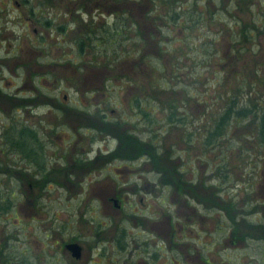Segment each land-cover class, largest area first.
<instances>
[{"label":"flooded vegetation","instance_id":"1","mask_svg":"<svg viewBox=\"0 0 264 264\" xmlns=\"http://www.w3.org/2000/svg\"><path fill=\"white\" fill-rule=\"evenodd\" d=\"M95 6L82 7V14L92 8L96 11ZM150 8L154 9L127 0L122 12L136 41L156 44L155 30L166 23L159 21L161 11H144ZM81 17L80 22H86ZM10 99L17 100L14 95ZM140 100L135 95L123 103L126 109H136L137 121L129 125L107 117L101 108L92 114L52 102V109H69L74 114L67 118L70 133L58 134V144L52 141L54 133L43 137L42 121L11 119L0 149L7 155L5 161L0 160V175L7 174L10 180L9 197L0 189V215L12 221L13 229H0L4 233L0 264H226V249L233 252V264H264V160L258 167L260 155L255 151L245 154L238 146L225 150L223 134L216 144L202 142L201 156H194L186 167L183 156L172 158L170 149L160 151L155 138L148 144L149 138L144 142L139 137L138 131H144L138 126L144 124L139 114L145 112ZM31 103V97H24L20 105L31 108ZM186 119L176 117L172 125ZM82 130L91 133L81 134ZM95 137L109 139L114 146L104 152L91 149ZM250 139L264 144L257 134ZM231 152L238 161L228 164ZM159 162L169 164L162 167ZM103 170L100 180L92 178ZM146 170L157 177L146 181ZM255 182L263 186L258 188ZM50 186L79 196L75 214L67 212L66 216L42 203L41 192ZM160 186L168 189L169 196L161 197ZM67 199L68 195L56 202L64 204ZM33 212L37 221V213L45 214L37 241L40 246L27 245L18 251ZM97 213L103 219L97 220Z\"/></svg>","mask_w":264,"mask_h":264},{"label":"rangeland","instance_id":"2","mask_svg":"<svg viewBox=\"0 0 264 264\" xmlns=\"http://www.w3.org/2000/svg\"><path fill=\"white\" fill-rule=\"evenodd\" d=\"M39 1L0 0V149L4 144L2 135L14 117L42 121L43 137L46 133H54L56 138L52 141L60 143L57 135L70 133L67 118L74 114L69 109L65 112L52 109V102L57 105L61 102L64 108L82 109L87 113L101 108L107 117L115 116L128 125L133 124L138 118L136 109H126L123 103L131 101L135 94L141 97L144 111L149 115L139 114L141 121L147 123L145 117L153 120L148 125H138L139 129L144 128V131H138L139 137L144 142L149 138L148 144L155 138L154 144L160 151L170 149L172 158L178 154L183 156L181 158L187 160L188 167L194 156H201V133L226 106L227 98L233 97L241 103L246 100L245 105H251L255 112L264 107V0H134L137 5L154 7V11L151 8L144 10L150 14L161 11L159 21L163 19L166 24L161 22L155 30L156 44L136 41L133 28L128 24L130 30L126 33L133 38L122 40L117 56L105 52V44L100 40H92L89 42L91 46H82L80 51L77 41L86 26L75 22L81 16L87 19L91 13L94 17L101 15L95 29L101 23L111 25L115 20L114 11L123 9L127 0H48L47 3L43 0L42 5ZM93 2L96 11L92 12L93 8L85 14L77 11L78 5L88 8L94 6ZM30 6L36 10L32 15H29ZM173 9L179 12L180 20L183 14H189V20L200 15L205 21L192 26L184 21L175 24L169 20ZM37 17L40 20L49 18L51 25L39 26L35 22ZM120 18L124 17L120 15ZM125 20L121 22L128 23ZM83 42L85 44L86 40ZM132 42L142 55L136 53ZM177 48H180L181 55L175 50ZM239 70L245 73L241 75ZM10 95L16 96L17 100L10 99ZM24 97H31V108L20 105ZM170 108L176 117L187 119L176 126L172 125L174 123L168 125L166 117ZM256 119L251 115L228 119L221 143H224L225 150H234L238 146L243 153L255 151L254 154L260 155L258 167H261L264 144L250 139L256 134ZM155 127L158 129L156 133L152 130ZM84 132L91 133L82 130L81 134ZM93 132L98 136V131ZM93 139L91 149L96 147L104 152L114 146L109 139ZM48 146L52 149L51 145ZM6 158V153H0V160ZM227 160L228 164L237 162V154L231 152ZM159 163L162 167L169 164ZM104 173L105 170L96 172L92 178L96 176L100 180ZM163 175L167 174L163 172ZM143 177L147 181L157 176L146 170ZM163 181L166 180L161 183ZM255 183L257 187L263 186ZM9 186V176L0 175L2 194L7 196ZM167 191L160 186L161 197L169 196ZM34 192L37 194L38 189ZM66 195L69 199L64 204L56 202ZM72 195V190L61 192L56 186H50L41 192V199L43 204L50 205L51 210H62L61 214L67 216V212L76 211L74 204L79 196ZM97 214V220L103 219V215ZM37 215L39 221L34 213L31 225L22 231L23 241L17 244L18 251L27 245L40 246L37 241L44 229L40 223L45 214ZM3 226L8 231L13 229L12 221H4L0 215V229ZM3 237L4 233L0 231V245H3ZM36 252L37 249L33 248L32 253ZM225 253L229 259L226 264H233V252L226 249Z\"/></svg>","mask_w":264,"mask_h":264},{"label":"trees","instance_id":"3","mask_svg":"<svg viewBox=\"0 0 264 264\" xmlns=\"http://www.w3.org/2000/svg\"><path fill=\"white\" fill-rule=\"evenodd\" d=\"M26 2H28V0H24ZM43 0L39 1V4L42 5ZM48 0H45V3H47ZM36 10L33 9L32 6L29 7V15H32L33 13H35ZM77 11L81 12V7L80 5H78ZM179 12L176 11L175 9H173V12H171V15L169 17V20H173L175 22H182L184 21L185 23H190L189 26L192 25H196V24H200L205 21L203 20L204 18L201 19V16H192V19L189 20L187 17L188 15L183 14V17H181L180 19V14H178ZM114 15H115V20L112 21L113 24L110 25L109 24H102L95 29V23L100 22L99 17H101L100 14H98V16L94 17V16H87L86 22L81 23L80 20H77L75 23L79 22V24H82L84 26H86V29L84 30V32H82V36L79 35L78 37V44L79 45V50L81 51L82 46H85L86 48L91 46V44H89V42H92V40L99 42V40L105 44V46L103 47V50L106 52L110 51L109 53L114 54V55H118L117 52H119L120 47L122 46V40H128L130 37L127 35V31H129L130 29L128 26V23L123 24L121 22V20L125 19V14L124 12H122V9H118L117 11H114ZM120 15L122 17H124L123 19L120 18ZM178 18V19H177ZM35 22H38L39 26H42L43 28L46 26H50L51 24V20L49 18H46L44 20H40L38 17L36 18ZM264 26V25H263ZM59 29L61 30V26L58 25ZM185 27V26H184ZM183 27V28H184ZM264 29V28H263ZM133 38V37H131ZM84 39L86 40V43L84 44ZM96 42V43H97ZM133 44L135 47V50L137 51L136 53L141 54L138 52V46H136L133 42L131 43ZM95 46V45H94ZM178 53V55H181V51L180 48L175 49ZM124 52H122L123 54ZM126 53V51H125ZM124 53V54H125ZM127 55V54H125ZM240 72V70H239ZM241 75H243L245 73V71L240 72ZM240 76V74H239ZM263 82V81H262ZM133 96H135L133 94ZM133 96L131 98V100L133 99ZM135 99V98H134ZM136 100V99H135ZM137 101V100H136ZM227 104L226 106L221 109L220 111H218L217 115L214 117V119L209 122L207 124L206 130L203 131V133H201V141L204 142L205 140H207L208 142L206 144H216V141H218V137L220 135H223L224 133L223 130H225L226 125L228 123V119L230 118H246L248 115H251L256 119V124H255V129L254 131L256 132V134L258 136H260V140L263 138L264 139V107H260L258 112H255L251 105H245L246 100H243V102L241 103L239 100L235 101V98L231 97V98H227ZM168 115L166 117V123H172L174 122V118H176V115L173 114V110L172 108L168 109ZM142 116H149L147 115L145 112L144 114H142ZM148 122H151V118L150 117H145ZM201 132V131H200ZM200 142V144L202 143Z\"/></svg>","mask_w":264,"mask_h":264},{"label":"water","instance_id":"4","mask_svg":"<svg viewBox=\"0 0 264 264\" xmlns=\"http://www.w3.org/2000/svg\"><path fill=\"white\" fill-rule=\"evenodd\" d=\"M72 245H74V244H72ZM72 245L70 247H72Z\"/></svg>","mask_w":264,"mask_h":264}]
</instances>
